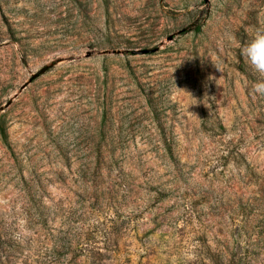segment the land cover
I'll list each match as a JSON object with an SVG mask.
<instances>
[{"label": "rangeland", "instance_id": "1", "mask_svg": "<svg viewBox=\"0 0 264 264\" xmlns=\"http://www.w3.org/2000/svg\"><path fill=\"white\" fill-rule=\"evenodd\" d=\"M262 24L264 0H0V264H264Z\"/></svg>", "mask_w": 264, "mask_h": 264}, {"label": "clouds", "instance_id": "2", "mask_svg": "<svg viewBox=\"0 0 264 264\" xmlns=\"http://www.w3.org/2000/svg\"><path fill=\"white\" fill-rule=\"evenodd\" d=\"M241 56L259 77L252 85L250 94L253 99L257 96L264 98V24L252 30L249 42L241 48ZM214 64L222 71L219 64L215 62Z\"/></svg>", "mask_w": 264, "mask_h": 264}, {"label": "water", "instance_id": "3", "mask_svg": "<svg viewBox=\"0 0 264 264\" xmlns=\"http://www.w3.org/2000/svg\"><path fill=\"white\" fill-rule=\"evenodd\" d=\"M149 51L151 50H148V49H137V50H134V53L135 54H144V53H148Z\"/></svg>", "mask_w": 264, "mask_h": 264}, {"label": "trees", "instance_id": "4", "mask_svg": "<svg viewBox=\"0 0 264 264\" xmlns=\"http://www.w3.org/2000/svg\"><path fill=\"white\" fill-rule=\"evenodd\" d=\"M2 135L4 138L6 137V133L4 131L2 132Z\"/></svg>", "mask_w": 264, "mask_h": 264}]
</instances>
